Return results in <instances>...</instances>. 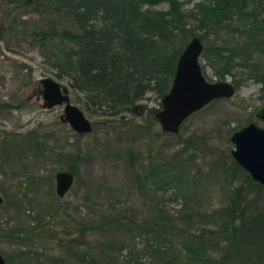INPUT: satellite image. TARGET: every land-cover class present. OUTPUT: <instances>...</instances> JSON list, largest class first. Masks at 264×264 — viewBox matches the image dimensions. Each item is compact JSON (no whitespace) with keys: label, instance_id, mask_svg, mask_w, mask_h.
<instances>
[{"label":"rangeland","instance_id":"374dc122","mask_svg":"<svg viewBox=\"0 0 264 264\" xmlns=\"http://www.w3.org/2000/svg\"><path fill=\"white\" fill-rule=\"evenodd\" d=\"M179 1L187 11L198 0ZM166 7L163 0L153 5ZM47 16L32 0H0V253L6 264H241L242 254L254 256L250 239L222 257L224 241L214 245L212 236L203 238L204 261L183 246L189 244L185 229L217 226L233 187L242 184L245 216L260 207L251 201L256 191L242 171L231 170L229 135L248 121L260 123L252 111L264 103L261 83L245 76V67L225 74L223 79H239L234 93L189 114L176 133L162 131L149 110L159 105L154 90L137 101L136 112L89 113L52 74L36 43L21 34ZM225 37L210 32L201 43ZM199 60L205 77L217 80L202 55ZM42 76L67 85L91 131H73L59 118L61 104L41 106ZM165 161L170 172L179 171L175 182L156 186L143 177L150 165L164 176L159 169ZM68 164L73 182L58 197L54 172ZM14 228L22 231L19 241L7 236ZM253 259L246 264H261Z\"/></svg>","mask_w":264,"mask_h":264},{"label":"trees","instance_id":"16d2710c","mask_svg":"<svg viewBox=\"0 0 264 264\" xmlns=\"http://www.w3.org/2000/svg\"><path fill=\"white\" fill-rule=\"evenodd\" d=\"M158 1L32 0V4L47 9L48 16L40 25L21 29V34L36 43L52 74L65 80L76 100L96 115L136 112L137 101L148 90L160 97L170 85L176 59L187 40L193 35L204 40L210 32L226 33L218 43L202 44L200 55L216 78L223 79L225 74L233 75L237 68L245 67V76L260 82L264 89V0H198L187 11L179 0H163L166 8H153ZM238 80H233L235 87ZM149 110L153 114L155 108ZM28 133L36 134L32 130ZM33 139V144L40 143ZM180 151H174L173 157ZM230 162L231 170L242 171L246 186L255 189L251 201L259 202L260 207L245 216L242 184L233 187L221 207L224 217L216 227L185 229L189 244L183 246V252L188 248L204 261L203 238L212 236L209 243L214 245L223 240L222 257L250 239L254 256L242 254L239 262L246 264L255 258L264 264V187L251 180L232 158ZM170 164L160 163L164 176L150 165L143 177L156 186L157 182H175L179 171L170 172ZM66 169L73 173L71 164ZM21 233L14 228L7 236L19 241Z\"/></svg>","mask_w":264,"mask_h":264},{"label":"water","instance_id":"95a60500","mask_svg":"<svg viewBox=\"0 0 264 264\" xmlns=\"http://www.w3.org/2000/svg\"><path fill=\"white\" fill-rule=\"evenodd\" d=\"M202 43L198 35L191 36L181 49L174 67L170 85L159 97L153 116L162 131L176 133L192 112L216 98L229 97L235 86L227 79L209 80L205 77L199 56ZM42 107L62 105L59 118L76 133L91 131V121L70 101L68 87L50 76L38 79ZM140 104H138L139 106ZM255 119L241 125L229 135L231 158L248 174L249 178L264 187V103L252 111ZM73 173L60 168L54 172V192L58 197L68 191ZM2 197L0 195V203ZM0 264H6L0 253Z\"/></svg>","mask_w":264,"mask_h":264},{"label":"flooded vegetation","instance_id":"af4514ba","mask_svg":"<svg viewBox=\"0 0 264 264\" xmlns=\"http://www.w3.org/2000/svg\"><path fill=\"white\" fill-rule=\"evenodd\" d=\"M46 108V107H45ZM50 108V107H49Z\"/></svg>","mask_w":264,"mask_h":264}]
</instances>
